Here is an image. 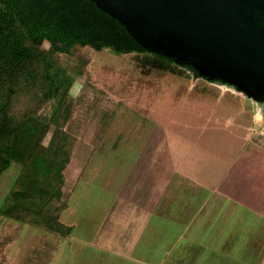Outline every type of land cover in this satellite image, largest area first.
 Segmentation results:
<instances>
[{
	"label": "rangeland",
	"instance_id": "obj_1",
	"mask_svg": "<svg viewBox=\"0 0 264 264\" xmlns=\"http://www.w3.org/2000/svg\"><path fill=\"white\" fill-rule=\"evenodd\" d=\"M49 48L40 46L70 78L71 118L64 128L75 137L63 173L62 224L78 225L84 207L105 206L117 192L144 187L142 176L158 175L167 164L168 173L188 166L208 185L246 149L264 151V109L232 88L194 79L181 67L155 69L146 54L80 46L59 54ZM51 111L48 103L39 117L47 119ZM19 174L12 163L0 177V264H43L37 252L63 238L2 215Z\"/></svg>",
	"mask_w": 264,
	"mask_h": 264
},
{
	"label": "trees",
	"instance_id": "obj_2",
	"mask_svg": "<svg viewBox=\"0 0 264 264\" xmlns=\"http://www.w3.org/2000/svg\"><path fill=\"white\" fill-rule=\"evenodd\" d=\"M43 43L59 54L76 46L146 54L155 69L176 66L194 79L201 77L192 66L176 65L140 47L89 0H0V177L12 163L20 167L2 215L63 238L72 231L59 221L63 173L75 144L70 128H64L71 118L70 78L40 49ZM48 103L52 111L42 119L39 112ZM53 250L47 244L37 252V261L46 264Z\"/></svg>",
	"mask_w": 264,
	"mask_h": 264
},
{
	"label": "crops",
	"instance_id": "obj_3",
	"mask_svg": "<svg viewBox=\"0 0 264 264\" xmlns=\"http://www.w3.org/2000/svg\"><path fill=\"white\" fill-rule=\"evenodd\" d=\"M203 178L167 164L84 207L47 264H264V151L246 149L214 184Z\"/></svg>",
	"mask_w": 264,
	"mask_h": 264
},
{
	"label": "water",
	"instance_id": "obj_4",
	"mask_svg": "<svg viewBox=\"0 0 264 264\" xmlns=\"http://www.w3.org/2000/svg\"><path fill=\"white\" fill-rule=\"evenodd\" d=\"M150 53L264 103V0H89Z\"/></svg>",
	"mask_w": 264,
	"mask_h": 264
},
{
	"label": "flooded vegetation",
	"instance_id": "obj_5",
	"mask_svg": "<svg viewBox=\"0 0 264 264\" xmlns=\"http://www.w3.org/2000/svg\"><path fill=\"white\" fill-rule=\"evenodd\" d=\"M212 83H215V84H218V85H221V86H226V87H229L228 85H225V84H221L219 83V81H211ZM231 88V87H230ZM261 105V108L264 109V103L263 104H260Z\"/></svg>",
	"mask_w": 264,
	"mask_h": 264
},
{
	"label": "built area",
	"instance_id": "obj_6",
	"mask_svg": "<svg viewBox=\"0 0 264 264\" xmlns=\"http://www.w3.org/2000/svg\"><path fill=\"white\" fill-rule=\"evenodd\" d=\"M261 135H264V132H262Z\"/></svg>",
	"mask_w": 264,
	"mask_h": 264
}]
</instances>
